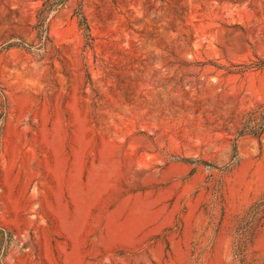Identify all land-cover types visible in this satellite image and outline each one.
Returning a JSON list of instances; mask_svg holds the SVG:
<instances>
[{
  "label": "rangeland",
  "instance_id": "1",
  "mask_svg": "<svg viewBox=\"0 0 264 264\" xmlns=\"http://www.w3.org/2000/svg\"><path fill=\"white\" fill-rule=\"evenodd\" d=\"M42 1L0 0L7 264H264V0H66L5 46Z\"/></svg>",
  "mask_w": 264,
  "mask_h": 264
},
{
  "label": "trees",
  "instance_id": "2",
  "mask_svg": "<svg viewBox=\"0 0 264 264\" xmlns=\"http://www.w3.org/2000/svg\"><path fill=\"white\" fill-rule=\"evenodd\" d=\"M66 0H43L35 14L33 29L35 31L32 41L18 39L10 41L5 46H17L25 49L27 52L34 54L36 57H42L47 47H53V39L49 33V21L52 11L63 4ZM78 26L82 29L87 40L91 39V32L87 18L81 8L75 11ZM2 118L4 112L1 113ZM3 124L0 123V140ZM264 131V102L256 108L250 110L246 116V122L239 130V134H251L259 136ZM235 149V147L233 146ZM14 235L7 227L0 224V264H7V256L12 249Z\"/></svg>",
  "mask_w": 264,
  "mask_h": 264
}]
</instances>
